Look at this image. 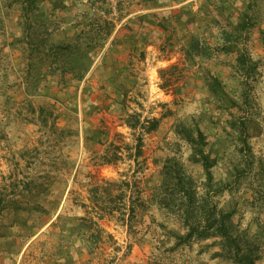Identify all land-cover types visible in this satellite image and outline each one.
Instances as JSON below:
<instances>
[{"label":"trees","instance_id":"16d2710c","mask_svg":"<svg viewBox=\"0 0 264 264\" xmlns=\"http://www.w3.org/2000/svg\"><path fill=\"white\" fill-rule=\"evenodd\" d=\"M140 1L163 9L162 13L141 15V21L152 23L165 33L171 31L170 36L176 35L177 39L188 37L185 56L190 65L226 57L225 64L233 71L236 88L227 90L218 74L205 69L214 115L202 120L192 115L175 126L178 150L181 142L186 143L188 160L168 155L159 170L161 180L152 195L145 197L138 177L145 168L140 167L146 164L144 138L158 130L160 118L129 110L132 86L128 84H138L137 75L130 78L131 64L116 66L111 83L118 92L116 103L125 111L124 122L132 131L135 144L124 147L111 141L95 162L116 164L123 160L126 148L139 167L133 173L125 172L118 180L93 182L89 186L91 205H83L86 214L76 219L72 233L93 256L113 238L102 226L104 218L109 216L136 235V226L149 207L156 205L166 219L158 223L160 234L155 236L164 249L162 257L171 259L165 263L162 257H154L158 259L149 264H204L206 253L219 264H259L264 259V155L255 153L251 139L264 134V109L256 106L254 94L262 71L250 42L260 24L258 8L264 0H201L197 9L189 4L176 12L171 8L181 0ZM113 12L108 0H0V34L10 38L6 45L23 50L25 84L38 87L43 81H55L68 85L72 79L80 83L94 66L98 51L110 42L116 28ZM261 42L264 47V33ZM208 117L212 118L213 127L221 125L220 137L214 128L204 124ZM59 133L66 132L62 128ZM231 140L233 154L228 146ZM197 167L199 175L195 173ZM222 167L224 175L217 177L215 170ZM44 182L36 177L24 180L23 190L18 193L22 199H8L0 194V216L21 209L47 213L42 200L47 201L51 184ZM223 197L227 198L224 202ZM246 212L253 214L255 231L243 225ZM127 248L130 251L132 244ZM180 249L196 250V256L177 261L171 256Z\"/></svg>","mask_w":264,"mask_h":264},{"label":"rangeland","instance_id":"374dc122","mask_svg":"<svg viewBox=\"0 0 264 264\" xmlns=\"http://www.w3.org/2000/svg\"><path fill=\"white\" fill-rule=\"evenodd\" d=\"M108 1L114 10L116 28L80 83L72 79L68 80V85L55 81H43L38 87L25 84L23 50L6 45L10 38L0 34V194L4 193L8 199H22L18 193L23 190L24 180L35 177L51 184L47 201L42 200L47 213L21 209L0 216V264H149L158 259L154 257H162L164 249L155 235L160 234L158 223L166 217L156 205L150 206L140 220L136 235L128 233L126 227L109 216L104 218L102 226L113 238L93 256L80 246L78 236L72 233L76 219L86 214L83 205H91L89 186L93 182L118 180L125 172L133 173L139 167L126 148L123 160L116 164L95 162L111 141L124 147L135 144L133 133L124 122L125 111L116 103L118 92L111 83L115 68L131 64L130 78L137 75L138 84L128 82L132 86L129 110L142 112L145 117L160 118L158 130L144 138L146 164L140 167L145 168L138 177L145 197L152 195L161 180L159 170L168 155L176 154L188 160L186 143L181 142L178 150L175 126L192 115L200 120L214 115L215 106L205 85V69L218 74L227 90L236 88L233 71L225 64L226 57L192 66L185 56L188 37L177 39L176 35L170 36L171 31L165 33L160 27L141 21V15L162 13L163 9L140 0ZM200 2L181 0L174 3L171 10L176 12L189 4L197 9ZM258 14L261 21L252 35L250 49L261 61L262 77L254 95L256 106L264 109V47L261 42L264 3L260 4ZM14 16L18 17L17 11ZM172 66L174 68L170 69ZM211 122L212 118L208 117L204 124L214 128L220 137L221 125L213 127ZM62 128L66 133H59ZM251 143L255 153L264 155V134L253 137ZM228 146L233 154L232 140ZM195 170L199 175L200 167ZM224 171L222 167L215 170V174L220 177ZM226 199L223 197L222 201ZM242 222L254 231L257 228L251 212L245 213ZM129 244H132L130 251ZM188 251L180 249L171 257L181 261L184 256H196V250ZM162 259L168 263L171 258ZM203 263L219 264V261L212 260L210 253H206ZM259 264H264V259Z\"/></svg>","mask_w":264,"mask_h":264},{"label":"built area","instance_id":"2783aa9c","mask_svg":"<svg viewBox=\"0 0 264 264\" xmlns=\"http://www.w3.org/2000/svg\"><path fill=\"white\" fill-rule=\"evenodd\" d=\"M85 1H87V0H85Z\"/></svg>","mask_w":264,"mask_h":264}]
</instances>
